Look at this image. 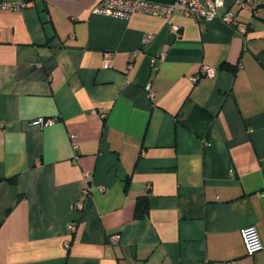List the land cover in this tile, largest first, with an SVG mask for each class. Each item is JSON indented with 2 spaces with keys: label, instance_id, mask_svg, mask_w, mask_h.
I'll list each match as a JSON object with an SVG mask.
<instances>
[{
  "label": "crops",
  "instance_id": "0c3cea01",
  "mask_svg": "<svg viewBox=\"0 0 264 264\" xmlns=\"http://www.w3.org/2000/svg\"><path fill=\"white\" fill-rule=\"evenodd\" d=\"M259 1L253 18L228 0L244 33L226 8L206 22L98 14L100 0L0 8V264H264L242 234L255 224L264 244Z\"/></svg>",
  "mask_w": 264,
  "mask_h": 264
},
{
  "label": "built area",
  "instance_id": "2783aa9c",
  "mask_svg": "<svg viewBox=\"0 0 264 264\" xmlns=\"http://www.w3.org/2000/svg\"><path fill=\"white\" fill-rule=\"evenodd\" d=\"M32 0H0V8L7 9L10 11L23 10L31 5ZM233 3L238 8L249 9L254 17L259 15L261 3L259 0H233ZM226 8L223 14L220 15V9ZM94 11L98 14L109 15L119 18H129L135 12L149 13L152 15L164 16L170 19L174 13H182L186 16L193 17L198 21H210L220 15L221 19L229 24L236 25L238 29L244 33L247 30V24L241 22L238 19L237 10H233L228 5V0H175L169 4H163L158 2H151L146 0H100L95 7ZM253 20L249 24L252 26ZM173 31H178L177 26H173ZM153 36L149 35L144 38V43H147ZM163 55H155L152 61L162 60ZM104 61L107 66L112 65L113 52L106 51L104 54ZM215 72V68L210 65H204L203 70L200 74L192 77V81L196 82L201 75H212ZM151 98H154L155 91L151 87L149 81L145 86ZM59 116L52 117H37L31 120L32 125H39L44 127L46 125H52L57 122ZM78 149V145H75ZM76 162V157L73 159ZM85 178L90 175L89 169L83 170ZM90 190L89 185L84 189V194H87ZM79 208L83 207L82 201L77 203ZM71 229L76 230V225H72ZM243 238L245 241L246 249L249 254H255L259 250L264 248L263 241L259 234V230L255 224H250L242 229ZM121 236L120 234L112 235L113 243H118ZM66 246H70V241L66 243ZM221 264H236L235 260L223 261Z\"/></svg>",
  "mask_w": 264,
  "mask_h": 264
},
{
  "label": "trees",
  "instance_id": "16d2710c",
  "mask_svg": "<svg viewBox=\"0 0 264 264\" xmlns=\"http://www.w3.org/2000/svg\"><path fill=\"white\" fill-rule=\"evenodd\" d=\"M14 181V179H12ZM149 211V195H140L136 201L134 216L136 219H143Z\"/></svg>",
  "mask_w": 264,
  "mask_h": 264
}]
</instances>
